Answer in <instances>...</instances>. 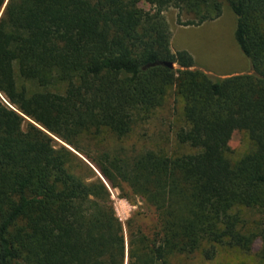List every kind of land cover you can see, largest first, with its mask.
<instances>
[{
    "label": "trees",
    "instance_id": "obj_1",
    "mask_svg": "<svg viewBox=\"0 0 264 264\" xmlns=\"http://www.w3.org/2000/svg\"><path fill=\"white\" fill-rule=\"evenodd\" d=\"M226 1L251 72L219 78L171 50L163 11L200 25L222 0H0V264H187L259 242L264 264L246 212L264 213V0ZM170 93L175 146L123 147ZM109 188L146 210L127 245Z\"/></svg>",
    "mask_w": 264,
    "mask_h": 264
},
{
    "label": "rangeland",
    "instance_id": "obj_2",
    "mask_svg": "<svg viewBox=\"0 0 264 264\" xmlns=\"http://www.w3.org/2000/svg\"><path fill=\"white\" fill-rule=\"evenodd\" d=\"M139 5L146 10L150 9L147 3L142 2ZM163 15L170 27V47L173 52L186 50L193 57L196 66L213 77L223 78L251 72L250 62L235 40L236 17L226 0H222V11L219 17L200 25H184L182 22L191 19V16L186 13L178 14V10L173 7L165 9ZM181 118L178 105L174 102V95L170 93L163 105L156 109L147 120L138 123L121 145L134 152L157 148L170 151L175 146L174 132L175 128L182 123ZM52 137L57 144L66 145L57 137L53 135ZM116 144L119 142L114 143ZM249 149L250 144L246 134L234 131L229 141V158L235 161ZM109 191L115 212L123 224L127 245L126 221L133 213L146 210L140 199L135 198L129 201L121 197L118 189L109 188ZM246 212L252 224L259 223L258 227L264 228V213L256 209H248ZM150 218L144 219L149 220V225ZM259 243L254 250L246 253L221 246L211 260H206L200 253H195L189 256L187 264H262L256 255Z\"/></svg>",
    "mask_w": 264,
    "mask_h": 264
},
{
    "label": "water",
    "instance_id": "obj_3",
    "mask_svg": "<svg viewBox=\"0 0 264 264\" xmlns=\"http://www.w3.org/2000/svg\"><path fill=\"white\" fill-rule=\"evenodd\" d=\"M163 64L169 66V67H173L174 65L171 62H164Z\"/></svg>",
    "mask_w": 264,
    "mask_h": 264
}]
</instances>
